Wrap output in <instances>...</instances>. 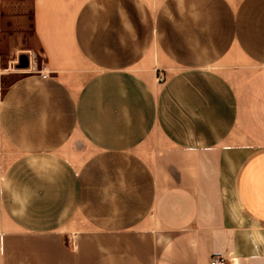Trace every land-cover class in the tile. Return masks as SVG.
<instances>
[{
  "label": "crops",
  "instance_id": "0c3cea01",
  "mask_svg": "<svg viewBox=\"0 0 264 264\" xmlns=\"http://www.w3.org/2000/svg\"><path fill=\"white\" fill-rule=\"evenodd\" d=\"M26 20L29 66L0 91V264H264V0H0V35ZM25 157L68 172L78 226L49 190L50 219L10 211Z\"/></svg>",
  "mask_w": 264,
  "mask_h": 264
},
{
  "label": "rangeland",
  "instance_id": "374dc122",
  "mask_svg": "<svg viewBox=\"0 0 264 264\" xmlns=\"http://www.w3.org/2000/svg\"><path fill=\"white\" fill-rule=\"evenodd\" d=\"M11 30H5L0 35V91L3 90L10 82L15 80L21 73L25 70L23 68L18 67V58L15 62H11L12 60L16 59L15 52H13V48L11 47V39L10 36L13 34H17L20 30L27 33V36H24L25 42H30L31 38V23L30 20H26L25 26L23 28L15 23L11 25ZM22 38V37H21ZM28 39V40H27ZM59 166L53 164L52 161L49 159H39V158H31L25 157L22 158L18 163H16L10 173L6 177V185H7V194L8 197L10 196L7 201L10 200V211L13 213L17 212L18 209H35L42 208L46 212L43 213V216L50 219V212H49V197H48V190L50 194L54 195V204L53 210L58 212V210L64 209L65 211V218L69 217V221L72 220L73 224L78 226V216L74 211V204L72 202V196H70V178H66L68 176V172L65 169H61V176L58 173ZM51 170V171H50ZM52 172V173H51ZM56 172L60 178L64 177L61 182L60 186L51 185L52 188H49L50 184L47 182V174H52ZM32 175V176H30ZM30 176V177H29ZM34 176V177H33ZM49 178V177H48ZM66 178V179H65ZM31 187H43L39 192L46 191L45 196H37V199H45L42 201L43 205L39 206L41 201H36L35 199L29 201L27 196L24 195ZM24 198V202H23ZM25 200L28 201L25 203ZM22 201V202H21ZM7 202V203H8ZM27 205V206H25ZM30 215V212L27 213Z\"/></svg>",
  "mask_w": 264,
  "mask_h": 264
},
{
  "label": "built area",
  "instance_id": "2783aa9c",
  "mask_svg": "<svg viewBox=\"0 0 264 264\" xmlns=\"http://www.w3.org/2000/svg\"><path fill=\"white\" fill-rule=\"evenodd\" d=\"M43 75H46V74L44 73ZM158 78L162 79L163 75L159 74ZM66 241L68 242V246H70L72 249H74L76 247V241H75V238L73 236L67 238ZM208 264H227V261L222 256H214L213 258H211L209 260Z\"/></svg>",
  "mask_w": 264,
  "mask_h": 264
},
{
  "label": "water",
  "instance_id": "95a60500",
  "mask_svg": "<svg viewBox=\"0 0 264 264\" xmlns=\"http://www.w3.org/2000/svg\"><path fill=\"white\" fill-rule=\"evenodd\" d=\"M18 67L19 68H23L26 69L28 68L29 64H28V55L26 53H22L19 55L18 57Z\"/></svg>",
  "mask_w": 264,
  "mask_h": 264
}]
</instances>
